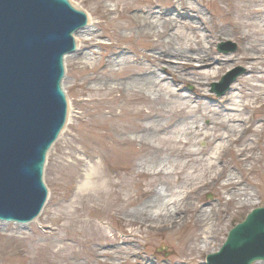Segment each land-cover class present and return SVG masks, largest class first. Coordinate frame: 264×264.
<instances>
[{"label":"bare ground","instance_id":"obj_1","mask_svg":"<svg viewBox=\"0 0 264 264\" xmlns=\"http://www.w3.org/2000/svg\"><path fill=\"white\" fill-rule=\"evenodd\" d=\"M102 1L114 3L110 24L121 29L123 41L131 37L144 38L148 53L144 63L124 51L112 55L103 53L99 66L80 72L82 78L87 76L85 83L79 84L80 97L90 94L95 102V97L103 96L99 100L102 103H97L103 111L99 110L92 117L88 129L101 134L106 143L98 152L99 161L90 160L92 172L84 186L96 182L97 195L104 203L116 195L122 207L132 208L121 209V213L130 212L131 222L149 232L173 235L176 230L187 228V234L180 237L178 252L206 253L219 221L218 214L197 206L198 212L187 221L186 216L182 218L186 204L192 201L193 195L215 186L220 200L236 208L252 205L255 195L242 185L244 164L250 165V171L264 169V158H256L255 140L247 137L260 139L264 134V121L258 122L249 116L258 114L257 105L264 101V25L254 27V33H248L244 25L256 14L264 15V7L253 10L233 7V25L211 32L204 22L202 9L194 8L192 0H167L165 8L157 2L142 6L141 0ZM123 3L126 8L121 11L118 7ZM73 4L82 9L80 4ZM193 14L196 18H192ZM91 27L89 18L88 26L76 34L77 50L65 59L86 64L96 61L94 49L103 48L102 44L80 36L95 35ZM184 31L190 36L184 35ZM252 35L256 36V41L252 40ZM219 36L240 37V51L227 57L225 62L245 68L242 80L246 89L239 82L235 83L224 103V115L216 118L213 112H202L199 106L203 101L216 103L214 93H206V88L218 78L221 61L213 56L205 40L211 38L212 41ZM168 76L172 78L170 81ZM184 82L195 86L194 95L184 93ZM173 102H179L175 113L166 110ZM150 104H156L155 108L147 111L145 107ZM194 104L198 108H194ZM190 113L199 114L201 121L184 117L186 121L178 126L179 118ZM203 120H208V124H203ZM129 134L134 137L127 139ZM165 135L171 136L162 140ZM200 140L208 141L211 151L206 153L198 148ZM158 141L169 143L171 147L164 149L156 144ZM108 143L110 149H107ZM128 143L137 148L132 154L123 151ZM235 145L239 147L234 159L238 173L231 171L225 175L227 167L217 165ZM142 152L147 153V158L135 164ZM107 153L113 156L108 157ZM115 160L120 165L109 167V161ZM138 179L142 190L134 197L131 183ZM165 179H174V183ZM172 184L177 186L173 188ZM116 187L119 193L114 191ZM100 250L103 260L98 264H108L105 259L111 254L108 245L101 244Z\"/></svg>","mask_w":264,"mask_h":264},{"label":"rangeland","instance_id":"obj_2","mask_svg":"<svg viewBox=\"0 0 264 264\" xmlns=\"http://www.w3.org/2000/svg\"><path fill=\"white\" fill-rule=\"evenodd\" d=\"M71 1L82 6L91 19V28L95 31V35L81 34L80 36L86 40L94 39L97 43L102 44L103 48L96 47L94 49L97 58L94 63L86 64L80 60L65 59L66 77L63 86L69 101V118L64 132L48 155L45 182L49 188V198L41 217L35 223L19 225L0 222V264H98L100 260H103L100 257V247L103 243L108 245V249L111 251V254L105 258L108 264H206V257L220 250L232 228L244 221L253 209L264 207V169L250 171V165L244 164L246 169L243 171L245 179H243L242 185L244 189L255 195L252 205L236 208L232 203L220 200L218 187L215 186H210L209 189L193 195L192 201L186 204L182 218L186 216L187 221L194 218L198 212L197 206L203 207V211L211 210L218 214L219 221L213 231V239L210 241L208 251L206 253L200 251V255L191 254L189 250H185L183 254L178 252L177 246L180 237L187 234V228H180L173 235L149 232L140 224L131 222L130 212L125 215V211L121 213V209L131 210L132 208L122 207L118 203L116 195L112 199L108 198L107 203L100 201L96 192L98 184L95 182L89 187H85L84 183L92 172L90 160L99 161L98 152L106 144L101 134L88 129L92 117L96 116L99 110L103 111L97 105V103H102L99 100L103 96L95 97L96 103L92 101L93 97L90 94L80 97L79 84L85 83L87 77L82 78L80 72L99 66L103 62L100 57L103 53L112 55L118 51H124L128 52L133 57L132 59L144 63L148 53L145 44L147 40L141 37H131L123 41L121 29L112 27L110 24L112 20L110 10L114 8L113 2ZM141 1L142 6L157 2L162 8L166 7L167 2V0ZM191 2L194 8L202 9L204 22L211 32L222 27L230 28L233 25V20H235L231 15L233 7L247 10L264 7V0H192ZM118 8L123 11L126 4L123 3ZM195 15L193 14L192 18H196ZM183 20L186 21L188 18ZM244 25L248 27V33H254V27L264 25V15L256 14L251 17L250 21H245ZM184 35L190 36L185 31ZM250 37L254 41L257 40L254 35ZM153 38L156 39V37ZM239 38L238 36H219L212 41L211 38L205 40V45L211 49L213 56L221 61L219 76L210 82L206 93H212V84L219 82L228 72L236 69L244 71L245 68L242 65L225 62L227 57L240 51L242 42ZM226 42L233 43L237 48L236 51L232 53L219 51V45ZM161 74L164 75L162 68ZM175 75L185 77L181 73ZM244 75L245 72L235 83L239 82L246 89V84L242 80ZM171 79L168 76V81ZM183 88L185 94L194 95L195 86L193 84L184 82ZM229 91L223 96H217L214 93L216 103L210 104L203 101L199 106L201 111L213 112L216 118H218L217 115L223 116L224 103ZM155 105H147L145 109L149 111L154 109ZM167 106L166 110L175 113L179 109V102H173ZM192 106L198 108L196 104ZM158 107L156 106V108ZM257 107L259 113L249 116L258 122L264 121V101ZM104 111L107 113L106 109ZM191 114L193 113L189 115ZM189 115L181 116L178 126L184 124L185 118L191 121L196 119L201 121L199 114L194 113L188 118ZM202 123L208 124V120H203ZM170 136H162V140L169 139ZM133 137L131 134L126 136L127 139ZM247 137L255 140L258 148L256 158L259 160L264 158V134L260 139L254 136ZM129 144L123 147V151L132 154L137 148H133ZM156 144L164 149L171 147L169 143L162 141H158ZM198 148L205 150L206 153L211 151L210 143L204 140L199 141ZM238 148L236 145L233 146L232 151L225 154L222 163L219 162L217 165L227 167L225 175L231 171L238 173L234 161L235 151ZM107 149H110V145ZM106 155L113 156L111 153ZM143 158H147V153L142 152V155L137 157L135 164ZM108 165L112 168L120 164L115 160L109 161ZM172 180L174 179H165V182L174 183ZM131 186L134 190L132 195L135 197L142 190V182H139V179L132 181ZM176 186L174 184L173 188ZM114 191L119 193L118 187ZM192 205L195 207L191 208Z\"/></svg>","mask_w":264,"mask_h":264},{"label":"water","instance_id":"obj_3","mask_svg":"<svg viewBox=\"0 0 264 264\" xmlns=\"http://www.w3.org/2000/svg\"><path fill=\"white\" fill-rule=\"evenodd\" d=\"M88 17L69 0H0V221L29 224L48 199L47 156L63 132L68 101L64 58ZM76 40V42H75ZM230 46L227 49V46ZM220 51L234 52L226 43ZM243 70L212 88L229 91ZM264 263V207L235 226L207 264Z\"/></svg>","mask_w":264,"mask_h":264}]
</instances>
